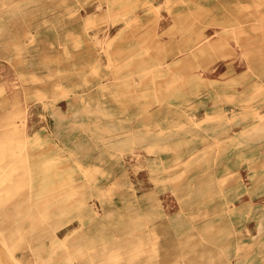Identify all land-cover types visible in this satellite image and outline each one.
I'll use <instances>...</instances> for the list:
<instances>
[{
  "label": "rangeland",
  "instance_id": "374dc122",
  "mask_svg": "<svg viewBox=\"0 0 264 264\" xmlns=\"http://www.w3.org/2000/svg\"><path fill=\"white\" fill-rule=\"evenodd\" d=\"M0 12V124L27 123L40 130L44 141L55 144L60 163H72L74 203L82 189L87 191L82 203L87 220L81 219L79 228L68 210L8 204L0 191V264H166L175 257L167 254L187 247L182 239L196 240L191 218L200 217L199 203L214 204V190L244 173L250 195L258 187L264 190V119L250 127L248 143H234L229 130L237 129L245 115L227 111L199 127L196 96L199 78L202 86L201 79L208 82L214 72L221 73L219 65L237 66L240 71L230 76L240 82L213 87L228 88L249 108L248 116L264 117V108L258 112L264 102V0H0ZM199 70L212 75L201 78ZM221 103L216 102V111L227 109ZM8 130L13 129H0ZM6 136L0 134V172L12 165L9 150L15 144L6 145ZM225 151L239 155L233 160ZM246 151L250 161L242 163ZM219 156H229V167L236 170L213 185L212 170L229 168L220 166ZM129 160L139 167L122 168ZM29 178L20 184L23 191ZM164 185L184 205L175 211H183L181 219L172 224L145 205H165L164 196L157 195ZM203 186L202 202L197 197ZM261 211L263 218L255 222L263 238L253 243L264 252V201ZM258 231L248 238L256 239ZM205 234L212 249V226ZM138 239L142 243L136 245ZM154 242L155 253L150 251ZM112 248L122 257L115 258Z\"/></svg>",
  "mask_w": 264,
  "mask_h": 264
},
{
  "label": "bare ground",
  "instance_id": "6f19581e",
  "mask_svg": "<svg viewBox=\"0 0 264 264\" xmlns=\"http://www.w3.org/2000/svg\"><path fill=\"white\" fill-rule=\"evenodd\" d=\"M155 9H157V8L155 7L154 10ZM241 13H242V11H241ZM110 18H111V16H110ZM187 20H188V18H187ZM148 22H146V23H148ZM232 28H234V26ZM234 30H232V31H234ZM237 30H238V28H237ZM23 32H22V34H23ZM154 33H152V34H154ZM234 33H236V31ZM243 44H245V43H243ZM107 45H108V43H107ZM200 47H202V46H200ZM41 49H43V47ZM111 51L112 50H110V52ZM117 51H119V50H117ZM250 51H251V49H250ZM41 56H43V55H41ZM109 61L111 62V60H109ZM218 67H219V70L221 72L220 74L214 72L213 75H216V76H214L212 79L210 77L209 80L210 79L211 80L210 81L208 80V82H205L204 79H201L202 86H201V82H200V78H199V82H198V84H196L197 86H199L198 87L199 89H197V95L196 96H197V101L200 104V106H199L200 112H199V120H198V123L200 122V124H198V125H199V127H202V124H205V123H201V122H206V121L210 120L212 117L219 116L222 113H223V115H225V113L227 111H230L232 116H234V113L236 111H240L245 116L242 117L243 121H241V123L237 124L235 127L239 130H242V134H241V131L232 133L233 130H237V129H231V130H229L230 136H228V137L233 138L234 140L233 139L232 140L234 141V143H237L239 141L241 143H242V141H245V143H248V140L251 139V136H250L251 130H249L250 127L259 123L260 120L264 119V117H262L261 114H258V116L256 115L254 117H250L252 115L248 116V114L250 112L249 108L244 107L243 104H239V98L238 99H236L235 97L232 98L230 96L231 92L228 88H221V86H218L219 82H220V84L221 83H224V84L235 83L237 81L240 82V80L238 78L230 76V73H233V72L235 73L236 71H240L239 68H237V66L230 68V64L227 66H225V64H221ZM52 69H54V68H52ZM49 70H51V69H49ZM210 70L212 71V68ZM55 72H57V71H55ZM199 72H200L201 78H203L204 77L203 75L206 74V76H207L209 74L208 72H210V71L199 70ZM253 72L254 71H252V73ZM45 75H47V74H45ZM209 75H212V73H210ZM216 83H218L217 84L218 87L216 85H215V87H213V85ZM210 86H212L213 89L210 88ZM37 88H38V86H37ZM32 94H33V92H32ZM222 98H225L227 100H224ZM215 99H217V100H215ZM72 100H73V98H72ZM219 101L222 102L221 104H223V105L225 102L227 109H224L223 111L221 109H219L220 111H216L214 106H215L216 102H219ZM230 101H233V103H229ZM258 106H259L258 112L261 113L263 111L262 108H264V102L263 101L259 102ZM260 108H261V110H260ZM208 111H213V113L208 112ZM193 114L195 115L196 113H191L190 116H192ZM262 124H263V122H262ZM256 127H255V131H257ZM4 128L5 129H8V128L13 129V130H8V131H0V134L7 135L5 137L6 140L8 139V141H6V142H8V143H6V145H11L10 143H12V144L14 143L15 146L10 147V150L8 149L12 153L11 157L9 156L10 157L9 163L12 164V165H10V169L7 168L6 171L0 172V187L3 188V189H0V191L3 192L2 196L4 195L8 204H12V205H19L21 203H27V204L33 203V204H41V207H43V208H50V209L55 208V209H60V210L64 209L66 212L68 210L67 214H69V217H70L69 219L73 220L76 223V227L79 228V226L82 225V224H80V220L81 219L87 220V211L85 209L86 207H84V205L82 204L84 201H87V196H85L87 191L85 189L81 190V193H82L81 198L79 199L78 204H75L74 203L75 197L73 198L75 179H74V176L72 173L73 169H72L71 161L65 162V163H63V162L60 163V160L57 158V148H56L55 144L52 142L50 143V142L44 141L42 138L41 131L30 126V124H27V123L23 124V123H17V122H9L6 124H0V129H4ZM88 130L90 131L89 128H88ZM239 134L241 136H239ZM204 136L205 135H203L202 137L205 138ZM230 138L228 140H230ZM237 140H239V141H237ZM3 143L4 142H2V144H0V146H2ZM230 145H232V142L229 143V146ZM231 147L232 146L228 147L227 150H230ZM260 147H261V144H260ZM152 148H153V146H152ZM151 149H150V151H151ZM8 150L6 149L5 151H8ZM219 152H221V150ZM225 152H228V151H225ZM228 153H230L231 156H233L232 157L233 160L236 158V156L239 155V153H236V152H228ZM202 154H203V152L201 151V153L199 155H202ZM256 154H254V155H256ZM2 155H0V159H4L3 158L4 156H2ZM249 155H250V153L248 151H246V156H243L244 160L242 163H244L250 159ZM258 155L251 157V159L256 161L257 159H259ZM156 156L157 155H154L152 157V159H154ZM6 157H8V155L5 156V158ZM203 158H204V155H203ZM228 158H229V156H227V158L224 156H219L218 160H219L220 166H223V167L227 166V168H228L229 167V163L227 162ZM262 159L263 160H261L260 163H262L264 161V157ZM18 162H23V164H19ZM17 163H18V165H17ZM14 164H16V166H17L16 168H15ZM146 164H148V163L143 162V165H146ZM7 165L9 167L8 162L5 166H7ZM139 165L140 164H138L137 161H134V160L121 162V167L124 169H130V168H133L135 166L139 167ZM143 165H141V167H143ZM239 167H241V166H239ZM186 168L187 167H185V169ZM177 169H179V168H177ZM14 170H16V172H17L16 175L12 173ZM186 170H189V169H186ZM219 170L220 169H218V168H214L212 170L214 178H213V180H211V182L213 183V185H215V183L219 184V183L223 182L225 180L226 176L235 172L236 169L229 167L226 171H224L222 173H220ZM217 172H219V173L217 174ZM10 173H12V175H14V176L10 175ZM245 175H246L245 173L241 174V176L239 177V180H235V183H233L232 185L229 184L227 187H220L217 190H214L213 193L215 194V196H212L213 200H214V204H211V205L205 204V203L204 204H200V203L198 204V208H199L198 210L201 213L200 214L201 218L198 216V213H194V217L191 218V219H193L192 225H195V233H192V234H196V240L192 238V241L189 244V243H185V242L188 241L190 238H188V240H187V238L182 239L183 243L186 244L187 247H185L183 249H182V247H180L182 249L181 254H178V252L167 254V255L175 256V257H172L171 259L167 260V262L165 261L166 264H264V252H261V247L259 245H255L253 243V242L258 243L263 238L262 233L261 232L259 233V231H261V230L258 231V229L256 227L255 221H258V219L263 218V211H261V210L263 209L264 197H262L261 195H264V190H262L261 187L260 188L258 187L255 196L250 195L249 190H247L245 188L246 187L245 184L247 183V181H246L247 175H246V177H245ZM27 176H29L30 178H29L28 182H25L24 184H25V186H27L28 189L26 191H23L20 184L23 182V180ZM263 179H264V176H263ZM9 180H10V182H8ZM6 182H8L7 183L8 185L6 184ZM79 184L82 185L85 183H79ZM208 184L209 183H206L205 185L208 186ZM17 185H19V186H17ZM148 185H153V183H149ZM164 187H165V185H164ZM213 188H215V187H213ZM204 192H205L204 186H203V189L200 187V189L198 190V197L197 198L201 201L203 199ZM227 192H228V195H227ZM261 193H263V194H261ZM161 194H162V196H164L163 199L165 202L164 203L165 205L160 206L162 209L158 205H155V204H153V205L152 204H145V205L147 207H150V208L153 206L156 209L155 212H157V215H155V217H157V216L158 217H162V216L169 217L168 221H166L167 223L172 224V222H176L179 219H181L182 214H184L183 211H180V212L179 211L175 212V211L177 210V208H179V206H184V205H181V203L179 202L182 197L180 198L175 193V191L172 187H165L157 195L159 196ZM142 195H145V193L139 192V196H142ZM85 197H86V199H85ZM161 198L162 197H160L159 199H161ZM143 200L146 201V199H143ZM204 201H205V199H204ZM35 208H37V206H34V209ZM159 208H160V210H159ZM27 209H28V207H27ZM65 211H63V212L66 213ZM158 223L159 224L161 223L160 218L158 220ZM259 225H261V224L259 223ZM31 226H33V225L31 224ZM209 226H212V234L214 233L213 237L211 239V243L213 246V247L211 246L212 249H210L206 245V243L208 241V236L205 234V230ZM221 226H224V227H221ZM258 228H259V226H258ZM257 231L259 234L257 233L258 236L256 237V239H254L256 241L248 238V236H250L249 233L255 234ZM139 232H143V231H139ZM25 233H26V231H25ZM72 233H75V232H72ZM153 233H151V234L153 235ZM13 234H15V233H13ZM152 238H153V240H155L153 236H152ZM63 239H66V238H63ZM10 240H12V238ZM139 240L140 239L136 240V242ZM20 241L21 240H19V243H20ZM77 242H80V241H77ZM146 242H147V240H146ZM141 243L142 242H140L139 244H141ZM145 243H143V244H145ZM155 243L156 242H154L153 244L151 243L152 249L150 247V251L157 248ZM139 244H138V242L136 243V245H139ZM61 245H62V243H61ZM71 246H74L73 243ZM142 246H141V248H143L145 245L143 247ZM14 247H16V246H14ZM146 247H148L147 244H146ZM9 248H10V245H9ZM11 248H13V247H11ZM11 248H10V250H11ZM69 248L67 250H71ZM124 248H125V246H124ZM251 248L253 250L252 252H250ZM136 249L139 250L140 248H136ZM10 250H9V252H10ZM17 250H14V252L15 251L18 252ZM21 250H23V249H21ZM49 250H47V251H49ZM83 250H82V252H83ZM112 250H113V248H112ZM126 250H129V248H127ZM146 250L147 249H145V251ZM72 251H70V252H72ZM95 251H97V250H95ZM133 251H134V248H133ZM114 252L115 251L113 250L112 254H113V256H115V258H118L117 256H121V255H114ZM136 252H138V251L136 250L135 253ZM146 252L149 253V251H146ZM151 252L155 253V251H151ZM19 253H18V255L21 254V253L20 254ZM122 253H123V250H122ZM7 254H9V253L7 252ZM13 254H16V253H13ZM64 254H67V253H64ZM80 254H81V252H80ZM115 254H117V253H115ZM135 255L137 257H139L138 254H135ZM140 255H142V254H140ZM148 255H150V254H148ZM192 255H195V257L194 258H186L184 260H180L178 258V256H192ZM92 256H93V254H92ZM131 256H132V254H131ZM131 256H130V258H131ZM197 257H199V258L197 259ZM17 258L20 260L19 256ZM22 258H23V256H22ZM18 259H17V261L15 260V263L19 262ZM121 259L123 260V258H121ZM65 260H67V259H65ZM144 261L146 262V260H144ZM148 261H149V257H148ZM35 262H37V261H35ZM54 262H56V261H54ZM114 262L116 263L115 259H114ZM145 262H143V263H145ZM62 263H66V261H64ZM137 263H138V260H137ZM148 263L150 264V262H148Z\"/></svg>",
  "mask_w": 264,
  "mask_h": 264
}]
</instances>
